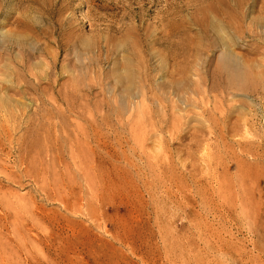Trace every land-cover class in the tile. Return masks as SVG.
Masks as SVG:
<instances>
[{
    "label": "rangeland",
    "instance_id": "374dc122",
    "mask_svg": "<svg viewBox=\"0 0 264 264\" xmlns=\"http://www.w3.org/2000/svg\"><path fill=\"white\" fill-rule=\"evenodd\" d=\"M0 264H264V0H0Z\"/></svg>",
    "mask_w": 264,
    "mask_h": 264
},
{
    "label": "bare ground",
    "instance_id": "6f19581e",
    "mask_svg": "<svg viewBox=\"0 0 264 264\" xmlns=\"http://www.w3.org/2000/svg\"><path fill=\"white\" fill-rule=\"evenodd\" d=\"M135 123L137 125H141L142 121L137 120ZM145 131H147V130H145ZM137 138H139V137H137ZM86 139L89 140L88 137ZM101 146L103 149H105V146H106L105 141H102ZM142 148H144L143 144H142ZM43 149L44 148L39 141H36L35 145H34L33 141H31L27 144V154L30 152H33V151H35L37 153H41V152H43ZM80 150L77 152L72 151V153H71L72 160L74 161L75 164L78 165V168L80 169V171L86 175V177L88 178V182H89L90 186L92 187V185H93V187H95L94 189L101 188L102 193L106 194V192L108 190V187L105 185V184H107L105 182V177H106V173H107V167H106V161L107 160H106V158L103 157V155H102L99 160L97 158H94L93 160H87L83 156L84 153ZM24 154L21 153L22 160L25 157L27 158V154L26 155H24ZM151 156H154V155H151ZM58 159H59V157H58ZM127 159L130 160L129 158H127ZM57 161L61 162V160H57ZM164 162L167 163V160L165 159ZM130 163L133 164L131 162V160H130ZM29 166L30 165L28 163V169L26 170V172L28 171L29 173L33 174L31 169L29 168ZM1 169H2L3 173L5 175H7L9 178L15 177V174L13 173V171L10 170L7 166H2ZM164 172H165V174L167 173V171H165V170H164ZM39 180H40V183H42L44 189H46V187L48 186L47 181H46L47 180L46 176L43 175L42 179H39ZM103 188H106L107 190L103 189ZM113 190H117L118 192L123 193L126 196L132 195L131 191L128 189L126 184L124 185L122 183V181L118 184H115ZM7 202L10 203L11 201L7 200Z\"/></svg>",
    "mask_w": 264,
    "mask_h": 264
}]
</instances>
